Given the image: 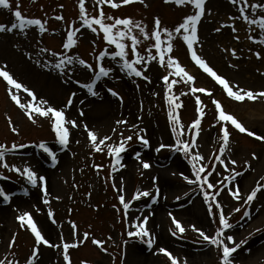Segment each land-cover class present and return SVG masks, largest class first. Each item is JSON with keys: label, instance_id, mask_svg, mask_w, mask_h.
Instances as JSON below:
<instances>
[{"label": "rangeland", "instance_id": "374dc122", "mask_svg": "<svg viewBox=\"0 0 264 264\" xmlns=\"http://www.w3.org/2000/svg\"><path fill=\"white\" fill-rule=\"evenodd\" d=\"M212 1L207 0L205 15L198 25L199 43L194 45L198 54L218 74L228 79L230 85L254 92L264 91V44L258 42L264 39V33L255 25L250 30L248 24L239 18L238 6L229 0H225V3L234 7L233 11H225L222 6L217 8ZM115 2L120 3L121 0ZM249 2L257 3L258 0ZM10 3V9L0 7V23L10 26L14 22L13 12L19 3L23 15L46 21L48 30L41 33L38 26H30L23 33L19 30L0 32V67L7 65L5 70L31 89L37 100L45 99L54 107L64 108L71 94L75 93L71 107L66 108V118L75 120L79 127L69 125V143L67 147L61 146L50 120L34 116L33 123L24 110L11 100L7 91L9 86L0 77V144H6L9 148L13 143L25 145L7 153V163L22 170L30 166L38 176L47 178L45 195L42 185L33 187L27 184L24 176L0 164V186L12 196L9 202L0 197V260L27 264L33 249L37 247L30 226L27 222L22 226L17 219L27 212L50 244L61 245L57 248L40 243L34 264H68L63 258V243L79 245L68 250L71 264H83L84 261L90 264H171V260L159 252L160 248L170 251L180 264L185 259L187 264H219L217 249L202 242L199 234L191 228V225H195L209 235L214 234L218 214L213 216L209 213L198 186L187 183L183 178H194V174L190 155L175 150L177 133L173 132V128L177 125L170 119L171 109L167 100L172 95L174 102L181 105L173 112L183 126L184 134L180 139L191 142L195 138L192 152H199L205 158L204 163L209 171L215 167L209 181L217 184L218 189V181L235 174L231 172L232 169L242 173L231 184L225 180L224 191L217 197L225 214H231L230 223L235 225L227 234L233 235L237 243L247 240L234 254V264H264V180H260L264 176V140L256 138L264 136V100L249 101L246 98L238 102L230 98L222 86L191 59L182 36L174 39L171 55L195 78L194 81L184 83L181 77L170 75L171 69L152 61L144 71V75L150 78L149 82L122 71L119 58L113 60L109 55L102 62L97 61L96 57L101 51L107 49L112 53L118 49L104 40L102 32L97 35L90 29L80 28L79 0H10ZM85 7L89 15H98L101 6L96 4V0H86ZM103 10L106 16L131 17L141 22L149 35L154 29L156 17L160 18L162 28L174 30L186 15L193 14L191 5L166 4L164 0H144V3L137 0L118 9L105 4ZM249 14L251 16V9ZM59 15H63L64 19H55ZM256 15H260L259 10ZM73 21L80 32L77 33V44L66 50L62 46ZM205 25H209L207 30L204 29ZM231 25H235V32ZM218 27L221 28L219 32L216 31ZM133 34L140 40L137 51L147 56V49L152 47L154 38L145 39L138 29H134ZM124 43L128 58L135 59L131 38L125 37ZM43 48L49 51L41 52ZM233 49L235 56L231 54ZM53 51L59 54L67 52L83 59L94 70H98L102 63L112 71L97 82V95L93 96L76 81L90 83L94 72L78 62L67 66L63 74L45 67V62H57V57L51 55ZM256 52L260 53V58H257ZM153 54H156L155 49ZM165 75H169V83L172 79L180 81L171 86V92L162 79ZM192 87L205 88L212 95L209 96L207 92L194 93ZM108 89H113L119 95L113 96ZM197 96L202 102L200 105L196 102ZM20 99L22 103L31 101V97L23 92ZM213 100L220 101L226 112L234 115L248 131L256 133V136H249L247 131L240 132L229 123V145L221 157L228 170L215 159L220 154L222 132ZM200 108H203L204 115L198 134L196 129L190 133L189 128L199 117ZM120 120L126 123L117 124ZM84 124L95 131L98 138L110 136L111 140L106 141V145L113 148L125 139L126 151L121 153L120 165L115 164L114 153L109 155L105 145L101 146L102 151L93 148ZM11 127H16L17 132H12ZM129 136L132 137L130 141L126 140ZM139 136L147 139L150 146L145 147ZM42 141L57 153L58 163L55 167L51 158L38 148ZM161 144L168 147L157 152ZM136 153L141 154L140 160L150 164L148 169L142 167ZM232 160L236 161L235 165L230 163ZM257 182L262 185L261 190L250 205H245L247 195L254 190ZM236 185L240 189L239 200L234 199L228 190L231 188L235 191ZM157 186L160 194L153 202L152 196L156 195ZM25 189L27 195L24 194ZM117 189H122L126 201L136 190L149 191L152 196L134 201L125 215ZM236 208L241 211L235 212ZM245 210H250V218L244 216ZM213 211H216L215 208ZM50 212L54 215L50 216ZM169 213L181 221L186 229L183 234L175 228ZM144 217L148 218L146 227L154 238L151 248L138 237L127 235L128 231H135L132 225L137 218L142 221ZM72 223L76 225L75 237ZM173 231L177 232L176 236L172 235ZM85 232L89 233L87 240L83 238ZM13 236L15 244L10 248ZM94 239L100 240L103 247L94 244Z\"/></svg>", "mask_w": 264, "mask_h": 264}, {"label": "snow or ice", "instance_id": "6c2138e0", "mask_svg": "<svg viewBox=\"0 0 264 264\" xmlns=\"http://www.w3.org/2000/svg\"><path fill=\"white\" fill-rule=\"evenodd\" d=\"M86 0H79V20L81 21L80 28H86L90 29L93 33H96L99 35L100 32L104 35V40L110 44L115 45V48L118 49V51H114L112 53H109L107 49L101 51L99 55L96 57L98 62H102L106 56H111L113 60H116L119 58V66L122 71H125L127 75L129 76H135V77H142L145 81L150 82V78L147 75H144V71H146L147 66L152 61H157L161 67H165L167 69H171L170 75H173L174 77H181L182 82L184 83H190L194 81V77L189 75L187 71L180 65L179 61L172 57L171 53L173 51V41L177 36H182V39L184 42H186L187 49L190 50V56L191 59L205 72L207 73L211 78L214 79V81L222 86V89L226 92V94L238 102H243L246 98L249 101L255 100V99H261L264 100V91L260 92H254L252 90H245L242 88H239L238 85H230L228 79H226L222 74H218L217 71L214 70L213 67L209 65V63L206 61V59L203 58L202 55L198 54L197 49L194 47V45L199 43V37H198V25L201 22L202 17L205 15V5L207 3V0H164L166 4H175L177 6H185V5H191L193 9V14L186 15L183 19V22L180 23L178 26L174 28V30H170L166 27H161V20L159 17H156L154 20V29L151 32V35L146 31V26H144L141 22L134 21L131 17L127 18H115L111 16H106V13L103 10V5L107 4L113 9H118L122 5H129L132 3L137 2V0H121L120 3H116L115 0H96V4L101 6L99 10L98 15H89L86 7H85ZM140 3H144V0H138ZM229 2L233 5L238 6V12H239V18L245 21L249 29L251 30V26L255 25L258 26L260 31L264 33V0H258L257 3H250L249 0H229ZM0 7H3L5 9H10L12 7L10 0H0ZM61 7H63L61 5ZM20 5L19 3L16 6V10L13 12L14 16V22L11 23L10 26L0 23V32H13L14 30H19L21 33L25 32L26 29H28L30 26H38L39 31L41 33L46 32L48 29L46 27V21H42L39 18H28L25 15L22 14V12L19 10ZM249 9H251V16L249 14ZM257 10L260 11V15L257 16L256 12ZM55 19L57 20H63V15L56 16ZM230 19H235L234 17H230ZM75 21H73L66 32V42L63 43V49L70 50L77 44V33L80 32V28L75 26ZM223 27V26H222ZM232 28V31H236L235 25L230 26ZM134 29H138L141 33H143L145 39H152L154 38V43L152 44V47L147 49V56L140 55V53L137 51V45L140 43V40H138L137 36L133 34ZM217 32L221 31V28L216 29ZM125 37L131 38V50L135 54V59H129L128 58V51L127 45L124 43ZM239 39V37H236ZM250 39H254L253 37H249ZM260 44H264V39H260L258 41ZM95 43V42H93ZM153 49L156 50V54H153ZM49 50L47 48L41 49V52H48ZM231 54L233 56L236 55L235 50L233 49L231 51ZM52 56L57 57V62L54 64H49L45 62V67L48 68H54L58 70L61 74H63L65 68L69 65H72L76 62H78L80 65L84 66L85 68L89 69L90 71L94 72V78L90 83L81 84L80 81H76L77 84H80V87L87 89V91L95 96L97 95V92L95 91V87L98 81H100L102 78L109 76L112 69L106 68L103 66L102 63H100L98 70H94L92 68L91 64H88L85 60L79 59L78 57H74L71 55H68L67 52L63 54H59L56 52L51 53ZM255 55L257 58H260V53L256 52ZM167 56V60L165 57ZM139 65V67H138ZM7 65H4L3 67H0V77H2L7 85L9 86L7 91L9 93V96L11 100H13L21 109L24 110V112L28 115L29 119L32 120L33 123H35L34 116H39L43 118H47L50 120L52 129L54 133L56 134V137L58 139V142L61 146L67 147L69 143L70 138V130L69 125L72 128L79 127L77 125L75 120H68L66 118V108H70L73 102V99L75 97V93L71 94V97L69 98L66 106L64 108H58L52 106L47 100L40 99L37 100L36 94L29 89L26 85L22 84L21 82H18L17 79L13 77V75L5 70ZM163 81L165 84L168 85V91L171 92V86L177 84L180 81H177L176 79H172L169 83V75H165L163 78ZM67 82V81H65ZM234 88L236 90H234ZM192 92H200L205 93L209 96L212 95V93L205 88H196L192 87ZM108 91L113 96H118L119 94L115 92L113 89H108ZM23 92L27 94V96L31 97V101L28 103H22L20 99V93ZM122 99V98H121ZM169 106L171 111L169 112L170 119L172 122L177 125V127L173 128V132L177 133V140L175 144V150L177 151H183L186 155H190L191 161H192V172L194 174V178H189L188 176H183V178L187 181L189 184L197 185L200 192L202 193L205 202L207 203L208 211L209 213L213 214V216H216L218 214V224L216 227V231L214 234H207L204 230L196 228L195 225H191V228L193 231L197 232L199 236L202 238V242H205L207 244H210L214 246L218 253H219V264H234L235 255L239 249H241L246 243L247 240H241L239 243H237L236 238L233 235L227 234L228 231L235 227L232 223H230V215L225 214L224 207L220 204L217 197L221 194V192L224 191V183L225 180L231 184L233 180H235L236 176L242 175V173L235 172L234 169L231 170V172H234V175H231L229 177H225V180L218 181V184L220 187L217 189V184H213L209 181V177L215 172V167L213 166L212 169L209 171L207 168V165L204 163V157L199 152H192V148L195 145V138L189 141H185L180 139V137L184 134L183 132V126L179 123V118L176 115H173V112L176 108L181 107L180 104H177L174 102V97L172 95H169L167 97ZM196 102L198 105H200L202 102L200 101V97H196ZM83 103V102H81ZM213 104L218 110L217 114V123L221 126V132L222 136L220 139L222 140V146L219 149V155L215 156L216 160H219L221 164L224 165L225 170H228V165L224 162L221 157L223 156V153L228 148L229 145V139H230V133H229V123L234 126L236 129H238L240 132H246L249 136H256L255 132L248 131L237 119L234 115L229 114L225 111L223 106L221 105L220 101L213 100ZM80 115H83V112H80ZM204 115L203 108L199 109V117L195 119L193 124L189 128V132L193 129L198 130L201 124V118ZM9 124L11 126V118L9 117ZM117 124H123L126 123L124 120H120L116 122ZM89 139L90 143L93 146V148L96 151H102V145H105L109 150V155H112L114 153L115 155V164L120 165L121 164V153L126 151L125 148V139H122L119 143L118 147L113 148L111 145H106V141L111 140L110 136H104L103 138H98V135L95 131L88 128L87 124L83 125ZM135 127V125L133 126ZM179 129V131H178ZM11 131L16 133L17 128L11 127ZM113 132H115V129H113ZM121 137H123V134H120ZM257 139L264 140V136H256ZM132 139L131 136L127 137L126 140L130 141ZM139 140L145 147H149V141L145 139L143 136H139ZM79 143V141H77ZM25 145L20 144L17 145L13 143L11 145V148H9L6 144H0V164L4 168H8L11 171H15L19 173L20 175L24 176L26 179L27 184L36 187V186H43V191L45 195L47 194V178L43 175L37 174L36 171H34L30 166L24 167L23 170L20 167L16 166H9L6 160V154L9 152H14L17 148H23ZM168 147L167 145L161 144L159 148L156 149L157 152H159L161 149ZM38 148L43 151V153H46L50 158L52 162V166L55 167L58 163L57 160V153L53 151L51 147L48 146L47 142H40L38 144ZM140 153H136V158L140 160ZM253 157L255 158V154H253ZM140 163L142 164V167L144 169H148L150 167V164L146 161L140 160ZM231 164L235 165L236 161L232 160L230 161ZM250 167V165H248ZM115 170V168H114ZM206 175H203L205 174ZM7 179V177H3ZM260 180H264V176L260 177ZM115 187V184L113 185ZM262 185L257 182L256 187L254 190L250 192V194L247 195L244 203L245 205H250L251 202L257 197L258 192L261 190ZM212 190V191H209ZM230 194L233 196L234 199L239 200L241 199L240 196V189L239 186L236 185L235 191H232L231 188L228 189ZM117 192L119 193V202L123 206V210L125 215L128 214V211L130 210V207L132 203L136 200L141 199L142 197H150L152 196V193L149 191H141L136 190L129 200L126 201L125 194L123 193L122 189H117ZM156 195L152 196L153 202H155L159 198V187L157 186L155 189ZM24 194L27 195L28 191L27 189L24 190ZM0 197H3L4 201L9 202L12 198L11 194L5 192L2 186H0ZM179 200L180 198L177 197ZM45 203H48L47 200L44 201ZM215 208V212L213 209ZM235 212L241 211L240 208L234 209ZM50 216H53V213H49ZM250 210H245L244 216L250 218ZM169 216L172 218L173 224L176 229H178V232L180 234H183L186 229L182 225L181 221L177 220L174 216H172L171 213H169ZM17 219L21 222V225L23 226L25 222L30 226L31 231L34 233L35 240L37 243V247H35L32 251L31 257L28 259L27 264H34V261L37 258L38 255V245L40 243H43L44 245L50 246V247H57L60 248L61 245H52L49 243V241L42 235V232L38 229L36 223L33 221L30 213H23L17 217ZM147 217H144L141 221L139 218H137L136 222L132 227L135 228V231H128L127 235L129 237H138L140 240L145 242L149 248H151L154 244V238L152 237L151 233L146 227L147 224ZM73 228V236H76L75 229L76 225L72 223ZM259 231V229L257 230ZM173 236L177 235L176 231L172 232ZM89 236V233L85 232L83 234L84 240H87ZM147 238V239H145ZM93 243L103 247L102 242L100 240H93ZM15 244V236L11 238L9 247L11 248ZM79 246L77 244H69V243H63V258L65 261H68V264H71L70 258L68 256V250L72 247ZM250 251V250H249ZM160 253H163L166 255L170 260L171 264H180V261L177 257L173 256V254L168 251L165 248L159 249ZM0 264H18V261H5L0 260ZM183 264H187V260L185 259Z\"/></svg>", "mask_w": 264, "mask_h": 264}, {"label": "bare ground", "instance_id": "6f19581e", "mask_svg": "<svg viewBox=\"0 0 264 264\" xmlns=\"http://www.w3.org/2000/svg\"><path fill=\"white\" fill-rule=\"evenodd\" d=\"M211 1V0H210ZM209 3V2H208ZM224 3V4H223ZM212 4L214 5V6H216L217 8H219V7H221L222 6V8L223 9H225V11H233L234 10V7H232V6H230V5H227L226 3H225V0H214V1H212ZM209 28V25H205L204 26V29L205 30H207ZM213 39V38H212ZM211 41V40H210ZM205 42V41H204ZM206 43V42H205ZM262 81H260V83H261Z\"/></svg>", "mask_w": 264, "mask_h": 264}]
</instances>
